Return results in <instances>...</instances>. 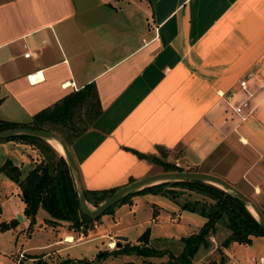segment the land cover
Listing matches in <instances>:
<instances>
[{"label": "crops", "instance_id": "1", "mask_svg": "<svg viewBox=\"0 0 264 264\" xmlns=\"http://www.w3.org/2000/svg\"><path fill=\"white\" fill-rule=\"evenodd\" d=\"M243 80L252 113L238 124L227 100L244 96ZM88 86L100 114L68 147L85 190L158 174L138 157L156 156L223 179L263 213L264 0H0L1 121L29 123ZM9 143L32 161L29 144ZM48 220L36 219L26 235H54L43 253L55 247L64 258L71 246L61 245L74 239L69 223ZM121 220L119 209L102 216L98 234L114 229V238L124 236ZM28 251L21 248L17 264L42 255ZM4 252L0 246V264Z\"/></svg>", "mask_w": 264, "mask_h": 264}, {"label": "trees", "instance_id": "2", "mask_svg": "<svg viewBox=\"0 0 264 264\" xmlns=\"http://www.w3.org/2000/svg\"><path fill=\"white\" fill-rule=\"evenodd\" d=\"M85 108L86 113H84ZM99 114L100 104L98 97L93 86H88L84 90L62 99L54 106L39 112L33 116L29 123L17 124L0 120V132L18 127L51 131L60 135L67 146L70 147L72 142L89 128ZM4 141H18L32 145L41 154L40 160L35 161L34 167L25 176H22L20 168L13 165L10 161L0 167V173L13 181L20 190V197L25 205L24 214L30 221L29 228H33L35 225V217L39 209L47 213L51 219L50 221L69 223L70 228L74 231H79L84 226L90 227L94 222L100 221L101 217L93 221L81 213L73 177L65 158L59 152L47 142L34 137L21 136L5 139ZM138 157L152 164L162 166L166 172L182 171V169L174 165L162 162L156 156L138 155ZM177 188L202 196V200L195 199L193 202L186 200L184 203L179 204L182 211L197 214L204 218L206 222L198 233L182 239L183 249L180 255L176 258H171L166 264H191V260L199 249L208 247V240L216 232V225L219 223L228 232L226 239L221 244L224 249L228 248L232 243L251 245L253 237H264L262 225L233 194L197 181L166 182L144 188L124 198L104 215L113 214L115 208L130 204L133 197L145 194L162 195L178 202L183 192L177 190ZM118 189L85 190L86 201L89 206L98 208ZM17 224L18 221L14 220L9 225L5 224L0 230L9 229ZM149 236L150 230L148 228L139 236V244L131 245L126 243L115 250L99 252L94 260L57 257L56 261L50 262L44 259V256L31 258L34 259V264H101V262L106 261L110 257H158L160 256L158 250L147 246ZM115 264L135 263L122 262Z\"/></svg>", "mask_w": 264, "mask_h": 264}, {"label": "rangeland", "instance_id": "3", "mask_svg": "<svg viewBox=\"0 0 264 264\" xmlns=\"http://www.w3.org/2000/svg\"><path fill=\"white\" fill-rule=\"evenodd\" d=\"M9 142L10 141L0 140V167L7 161H10L13 165L21 168L22 176H25L34 167L33 161L40 160L41 154L34 146L29 145L33 151L31 161V157L27 155L30 153L29 151L21 154L24 150L19 147H12ZM161 158L165 160L166 156L162 154ZM163 162H168L171 165L179 167L175 159L169 161L165 160ZM156 167L159 173L166 172L162 166L156 165ZM179 168L182 169V171H187L183 167ZM177 190L183 192L178 202L162 195L145 194L139 196L140 198L137 199L139 201L136 203L134 214L130 213V207L136 197L131 199L130 204L121 205L113 211L115 212L119 209V215L122 220L121 227H119L118 230L121 228V234L124 235L123 237L129 239V244H139V236L149 228L150 236L147 246L158 250L160 256L152 258H140L136 256H123V258L110 257L106 261L101 262V264H110L112 262L166 264L171 258L178 257L183 249L182 239L198 233L203 225L201 222L205 221V219L197 214L182 211L179 204L184 203L186 200L191 202L195 199L202 200V196L179 188H177ZM24 208L25 205L21 200L17 185L4 174L0 173V229L6 224L5 222H9L10 220L11 222L14 220L19 222L16 226L9 229L0 230V246L5 250V264H17V256L21 248L29 249L28 252L30 254L42 253V255H35L34 257L44 256V258L50 262L56 261L58 256L55 253V247H50L48 253H43L47 252L45 246L49 244L46 243L53 241L54 235H45L44 233H35L31 236L26 235L31 234L32 228H29L27 217L24 214ZM16 214H20L25 222L21 223ZM47 216L44 210L39 209L35 219H39L42 222ZM183 219L189 220L188 223H185ZM101 224L102 222L96 221L90 227L84 226V228L79 231H74L69 225V231H72L74 239L70 244L61 245L62 247L71 246L66 248L61 255L64 258L69 257L77 260H94L99 252L115 250L116 244H114V248H110L108 245L114 241H116V243L118 242V239L114 238V234H116V232L114 233L115 230L113 229L112 233L105 231L104 233L101 232L98 234L99 231H101L99 228ZM108 225H113V222H110ZM90 233L94 235L87 237V234L89 235ZM227 233L223 225L220 223L217 224L216 232L211 235L208 240V247L200 248L198 253L191 260V264H250L252 258L256 261L260 257L264 258V239H261V237H253L251 245L232 243L228 248L224 249L221 247V244L226 239ZM100 235H104L105 239H96L97 236ZM120 242L122 245L126 244L124 241ZM40 247H44L42 248L43 250H41ZM25 257L28 259V257L32 256L26 255ZM21 259H24V256L23 258L21 256ZM25 264L29 263L26 261ZM251 264H254L252 260Z\"/></svg>", "mask_w": 264, "mask_h": 264}, {"label": "water", "instance_id": "4", "mask_svg": "<svg viewBox=\"0 0 264 264\" xmlns=\"http://www.w3.org/2000/svg\"><path fill=\"white\" fill-rule=\"evenodd\" d=\"M21 136L38 138L47 142L48 144L49 141L53 140L61 145L63 150L62 156L65 158L68 164V167L75 183V188L78 194V200L80 205V211L84 216L88 217L93 221L102 217L110 208L114 207L127 196L144 188L166 182L197 181L215 186L227 193L233 194L240 202L245 205L246 209L250 213L251 211L255 213L256 217L252 213L251 214L264 228V215L249 197H247L245 194L234 188L232 185H230L223 179L217 176L200 172L175 171L154 174L119 188L110 197H108L98 208H92L88 205L86 201L85 189L83 187L80 171L65 140L60 135L54 132L46 130H36L26 127L11 128L0 132V140ZM116 238L118 239V242L116 243V248H120L122 246V243L120 241H124L125 243H127L128 241V238L123 236H118Z\"/></svg>", "mask_w": 264, "mask_h": 264}, {"label": "built area", "instance_id": "5", "mask_svg": "<svg viewBox=\"0 0 264 264\" xmlns=\"http://www.w3.org/2000/svg\"><path fill=\"white\" fill-rule=\"evenodd\" d=\"M30 56L29 52H26L23 57L28 58ZM30 81H32V78H29ZM240 89L244 92V96L237 98V94L232 95L228 98L227 106L232 111V114L238 118V124L244 122L249 115L252 113L250 98L251 94L246 91L247 88V81L243 80L239 82ZM252 262L254 264H264V258H259L257 261L255 259H252Z\"/></svg>", "mask_w": 264, "mask_h": 264}, {"label": "bare ground", "instance_id": "6", "mask_svg": "<svg viewBox=\"0 0 264 264\" xmlns=\"http://www.w3.org/2000/svg\"><path fill=\"white\" fill-rule=\"evenodd\" d=\"M49 144L57 151L59 152L61 155L63 154V150H62V147L61 145L56 142V141H49ZM251 213L256 217L255 213L253 211H251ZM67 242H73V238H68L67 239Z\"/></svg>", "mask_w": 264, "mask_h": 264}]
</instances>
